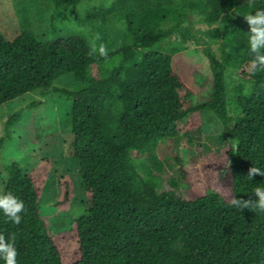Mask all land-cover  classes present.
<instances>
[{"label":"trees","instance_id":"trees-1","mask_svg":"<svg viewBox=\"0 0 264 264\" xmlns=\"http://www.w3.org/2000/svg\"><path fill=\"white\" fill-rule=\"evenodd\" d=\"M11 1L20 29L10 42L0 33V105L37 90L48 97L54 80L72 74L78 89L58 91L71 101L70 147L88 204L66 231L51 234L40 208L46 173L5 165L2 195L24 204L19 225L0 210V235L15 236L17 264H264V212L231 204L257 199L254 188L264 187V177H247L253 166L264 171V70L251 68L244 20L264 0H92L81 24L104 34L116 19L124 28L120 43L105 41L106 58L79 32L46 41L32 29L47 16L56 33L86 0ZM189 42L211 74L200 100ZM227 74L237 79L229 100ZM203 110L230 141L195 147L185 163L178 150L202 134ZM20 118L6 119L0 150ZM58 184L59 210L73 191L66 175Z\"/></svg>","mask_w":264,"mask_h":264},{"label":"rangeland","instance_id":"rangeland-1","mask_svg":"<svg viewBox=\"0 0 264 264\" xmlns=\"http://www.w3.org/2000/svg\"><path fill=\"white\" fill-rule=\"evenodd\" d=\"M92 0H86L72 13L71 21L57 23V32H49V18L45 16L40 21H34L32 29L46 41L54 40L60 33L75 31L81 33L88 42L99 50V46L105 41L117 42L123 40L124 28L121 21L110 20L104 34L98 33L88 25L79 21L82 9ZM60 18L61 12H58ZM17 18L13 10L11 0H0V33L4 39L10 42L19 32ZM99 35L100 39L96 37ZM186 56L198 65L200 75L197 82L201 86L200 95L195 100L204 99L210 90L211 77L206 58L199 52V48L193 43H188ZM227 99L233 96V89L237 85V79L231 74L226 75ZM79 84L72 74H64L54 80V91L48 97L39 93L40 90L29 92L0 105V138L4 136L6 119L16 112H21V118L10 129L11 139H8L0 150V195L3 192V184L6 175L3 167L16 162L23 172L37 168L39 172L46 173L45 186L41 195V218L46 229L51 234L66 231L71 222L85 214L88 204L81 190L80 177L78 175V161L74 159L70 147L72 136L70 133V106L71 101L59 93L58 90L75 91ZM32 101H39L36 107H29ZM228 113L234 118L236 109L228 105ZM201 116L204 122L202 134L193 146L178 150L182 160L186 163L201 150L209 151L218 149L230 141L227 132H222V126L210 110H203ZM213 116L215 120H212ZM172 150V149H171ZM170 152V147L166 148ZM66 175L72 182L73 197L63 209H57L55 203L59 196L58 180Z\"/></svg>","mask_w":264,"mask_h":264},{"label":"clouds","instance_id":"clouds-1","mask_svg":"<svg viewBox=\"0 0 264 264\" xmlns=\"http://www.w3.org/2000/svg\"><path fill=\"white\" fill-rule=\"evenodd\" d=\"M248 2L252 6L254 0H248ZM244 20L250 27L249 45L251 52L255 54L254 59L251 61V68L254 71L264 70V10H257L254 15L248 14L244 17ZM96 39H100L99 35H97ZM95 51L96 48L93 46L92 52ZM99 53L105 58L108 55L107 49L103 44L99 46ZM237 143L235 140L232 141L233 148L237 146ZM256 175L264 177V171L253 166L248 170L247 177L253 179ZM253 194L257 199L243 200L234 198L231 204L241 211L248 209L252 212H264V187H255ZM0 210L4 212L10 221L19 225L22 219L20 213L24 211V204L11 193L0 195ZM11 240L13 242L6 241L5 237L0 235V257L5 260V264H17L16 257L18 253L14 246V235Z\"/></svg>","mask_w":264,"mask_h":264}]
</instances>
